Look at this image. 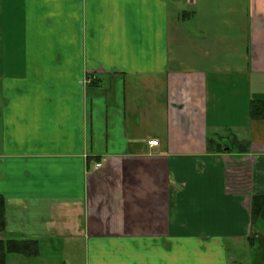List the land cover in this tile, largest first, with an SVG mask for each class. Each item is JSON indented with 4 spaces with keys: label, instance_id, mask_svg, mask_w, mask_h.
I'll return each mask as SVG.
<instances>
[{
    "label": "crops",
    "instance_id": "crops-1",
    "mask_svg": "<svg viewBox=\"0 0 264 264\" xmlns=\"http://www.w3.org/2000/svg\"><path fill=\"white\" fill-rule=\"evenodd\" d=\"M202 47L243 48L208 62ZM252 101L264 0H0V239L83 241L82 264H260Z\"/></svg>",
    "mask_w": 264,
    "mask_h": 264
},
{
    "label": "rangeland",
    "instance_id": "rangeland-1",
    "mask_svg": "<svg viewBox=\"0 0 264 264\" xmlns=\"http://www.w3.org/2000/svg\"><path fill=\"white\" fill-rule=\"evenodd\" d=\"M189 12V10H187ZM191 12V11H190ZM190 23L188 25L193 26L194 22L193 19H188ZM243 47H202V51L206 54V61L208 62H222L225 59H227L229 56H231L233 59H237L239 57V53L242 51ZM195 48L193 47H182L181 51L184 50V55H188L190 59L196 60L199 59L197 56V53L199 50H193ZM207 62V63H208ZM224 143V142H223ZM253 229L263 230L264 231V217H259L257 221L255 220L252 224ZM263 234V233H262ZM264 236V234H263ZM81 242V243H80ZM78 244H62V245H39L38 250L41 251L42 254L46 255L48 253H53L55 255H49L51 257V263L52 264H58L61 260L60 258L68 259V262L70 264H82V248H84L83 241H80ZM57 247L56 249H53ZM253 256L256 259V261L260 264H264V249L261 247V244L259 241L254 242L253 250H252ZM69 257L72 259L70 260ZM19 262V260H18Z\"/></svg>",
    "mask_w": 264,
    "mask_h": 264
},
{
    "label": "trees",
    "instance_id": "trees-1",
    "mask_svg": "<svg viewBox=\"0 0 264 264\" xmlns=\"http://www.w3.org/2000/svg\"><path fill=\"white\" fill-rule=\"evenodd\" d=\"M250 120H264V101H252L249 106ZM207 150L209 152H220L222 147H214L211 140L207 141ZM239 151L245 153L247 145H239ZM231 150V149H230ZM5 204L0 197V232H3L6 227L5 222ZM264 217V196L253 195L250 199V219L251 224L259 217ZM252 245V242H249ZM9 254H24L26 256H36L38 254V243L31 240H17L13 238L0 239V264H6V259Z\"/></svg>",
    "mask_w": 264,
    "mask_h": 264
},
{
    "label": "built area",
    "instance_id": "built-area-1",
    "mask_svg": "<svg viewBox=\"0 0 264 264\" xmlns=\"http://www.w3.org/2000/svg\"><path fill=\"white\" fill-rule=\"evenodd\" d=\"M148 145L150 147L156 146L157 145V141H150V142H148ZM93 167H94V169L100 168L101 167V162H97L96 164H94Z\"/></svg>",
    "mask_w": 264,
    "mask_h": 264
}]
</instances>
